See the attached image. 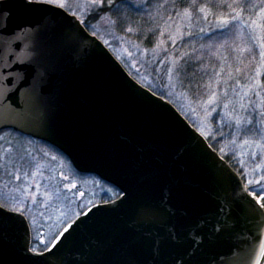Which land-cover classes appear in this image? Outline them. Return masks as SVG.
Segmentation results:
<instances>
[{
  "label": "water",
  "instance_id": "1",
  "mask_svg": "<svg viewBox=\"0 0 264 264\" xmlns=\"http://www.w3.org/2000/svg\"><path fill=\"white\" fill-rule=\"evenodd\" d=\"M4 7L0 131L55 147L120 195L88 207L43 256L27 251L22 214L0 239V264H264V209L173 104L75 15Z\"/></svg>",
  "mask_w": 264,
  "mask_h": 264
},
{
  "label": "rangeland",
  "instance_id": "2",
  "mask_svg": "<svg viewBox=\"0 0 264 264\" xmlns=\"http://www.w3.org/2000/svg\"><path fill=\"white\" fill-rule=\"evenodd\" d=\"M131 1L138 6L147 0ZM64 10L85 22L143 86L159 91L177 106L228 157L245 185L264 196V4L252 14L236 12L232 17L218 16L204 7L197 14L184 10L166 20L151 48L119 33L107 12L101 13L89 0H66ZM230 25L257 52L251 78L242 85L215 82L208 99L193 102L179 84L172 47L190 29L209 33ZM66 184L76 188H66ZM103 193L115 195L94 177L75 174L70 162L47 145L13 131L0 133V204L20 208L28 216L35 248L45 247L41 240L48 246L64 224L94 205Z\"/></svg>",
  "mask_w": 264,
  "mask_h": 264
},
{
  "label": "trees",
  "instance_id": "3",
  "mask_svg": "<svg viewBox=\"0 0 264 264\" xmlns=\"http://www.w3.org/2000/svg\"><path fill=\"white\" fill-rule=\"evenodd\" d=\"M263 4L264 0H147L143 5L136 6L131 0H105L104 10L100 12H107L115 21L119 33L135 38L145 48H151L166 27V20L176 17L184 10L197 14V10L204 7L218 16L232 17L236 12L252 14ZM83 23L91 32L86 23ZM190 32L175 42L172 52L177 59L179 84L191 101L208 99L215 82L242 85L249 81L257 52L245 35L238 34L235 25L209 33L192 29ZM123 66L134 79L142 83L128 67ZM146 87L156 95L165 97L152 87ZM189 122L192 124L190 120ZM208 142L232 165L217 145L210 140ZM247 189L256 195L249 186Z\"/></svg>",
  "mask_w": 264,
  "mask_h": 264
},
{
  "label": "snow or ice",
  "instance_id": "4",
  "mask_svg": "<svg viewBox=\"0 0 264 264\" xmlns=\"http://www.w3.org/2000/svg\"><path fill=\"white\" fill-rule=\"evenodd\" d=\"M9 2H11V0H0V23H3L4 27H6L7 20L10 19L11 17V11L4 7V5ZM19 2L23 5L25 9L36 10L37 7L39 6L45 8L48 11L59 10L58 14L64 15L63 9L65 8L66 0H19ZM89 2L92 6L96 7L98 11L104 10L105 0H89ZM201 11H203V9H201ZM73 19H75L74 16ZM27 27L31 28L33 26L28 25ZM0 31H3V28H0ZM65 187L76 188V185L72 184L69 186L66 184ZM80 195L82 196L83 193H80ZM253 199L259 205L260 209H264V196H260L259 194H256L253 197ZM18 218H22V210L20 208L8 209L0 205V239H2L3 236L6 234V232L11 229L12 227L11 222ZM24 227L27 228L26 223H24ZM64 231L67 232L68 228H65ZM61 235H63V233H61ZM169 238L174 240L175 236L170 235ZM40 242L45 245V251L48 252L51 251V249L47 248V243L45 241L41 240ZM27 251L34 256L44 255L43 252H39L35 248H29L27 249Z\"/></svg>",
  "mask_w": 264,
  "mask_h": 264
},
{
  "label": "flooded vegetation",
  "instance_id": "5",
  "mask_svg": "<svg viewBox=\"0 0 264 264\" xmlns=\"http://www.w3.org/2000/svg\"><path fill=\"white\" fill-rule=\"evenodd\" d=\"M31 139V141H36V142H38V143H40L39 141H37V140H35V139H32V138H30ZM49 147V146H48ZM51 148V147H50ZM52 150H54V152H57L59 155H61L58 151H56L55 149H53V148H51ZM63 156V155H62ZM64 157V156H63ZM65 158V157H64ZM72 166V165H71ZM73 171L75 172V174H78L79 176H91V177H94L95 179H97L98 181H100V183H102L103 185H105L108 189H110V190H113V192L115 193V195L113 196L112 194H109V193H103L102 195H101V197L99 198V200L95 203V204H102V203H107V202H110V201H113V200H115L118 196H119V191L115 188V187H113L112 185H110V184H108V183H106V182H103L102 180H100L99 178H97V177H95V176H93V175H87V174H81V173H78L74 168H73ZM1 205V204H0ZM6 208V207H5ZM86 210V209H85ZM83 212V211H82ZM81 212V213H82ZM80 213V214H81ZM79 214V215H80ZM23 215L25 216V218L27 219V222H28V224H29V227H30V232H31V248H35V241H34V239H33V233H32V228H31V224H30V220H29V218H28V216L25 214V213H23ZM78 215V216H79ZM72 221V220H71ZM71 221H69V222H71ZM69 222H67L66 224H64V226L65 225H67ZM63 226V227H64ZM60 232V231H59ZM58 232V233H59ZM57 233V234H58ZM56 234V235H57ZM56 235H55V237H56ZM54 237V238H55ZM53 238V239H54ZM52 239V240H53ZM52 240L50 241V243L52 242ZM49 243V244H50ZM48 244V245H49ZM37 251H42V250H44L45 249V247L43 248H35Z\"/></svg>",
  "mask_w": 264,
  "mask_h": 264
}]
</instances>
